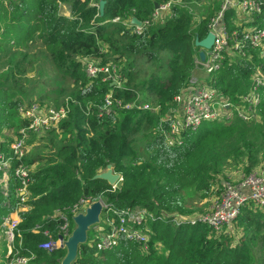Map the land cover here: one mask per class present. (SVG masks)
<instances>
[{
  "label": "trees",
  "instance_id": "1",
  "mask_svg": "<svg viewBox=\"0 0 264 264\" xmlns=\"http://www.w3.org/2000/svg\"><path fill=\"white\" fill-rule=\"evenodd\" d=\"M101 1L106 2L103 16ZM223 2L0 0V59L8 66L0 74L3 152L11 154L14 138L29 125L19 117L24 103L40 101L42 110L68 109L66 118L53 129L41 136L28 135V154L10 170L9 195L0 187L1 234L4 219L19 202L15 169L20 164L30 169L27 210L20 212L18 226L22 237L15 241L19 255L33 257L29 264L62 263L65 249L48 252L40 245L60 237L65 223L60 213L72 218V208L82 199L101 200L119 212L144 209L162 220L150 222L147 250L122 239L115 249L98 251L96 239L92 245L88 242L80 247L75 264H264V211L253 204L245 205L238 220L221 232L202 223L178 226L172 221L186 215V191L214 188L219 198L229 181L230 167L246 176L264 170V88L259 90L257 120L234 116L230 121L205 123L199 130L187 132L181 147H169L165 141L170 122L164 120L198 68L200 49L195 39L207 37ZM260 2L264 13V0ZM199 3L205 6L203 14L192 9ZM156 4H171L157 20ZM62 6L71 17L61 14ZM132 17L143 24L141 30L126 23ZM224 17L230 30L239 31L244 48L225 53L221 68L208 82L236 105L252 88L264 60L244 39L242 28L233 25V21L244 24L236 11L227 9ZM116 18L121 21L113 23ZM38 42L57 75L51 81L54 85L37 96L33 91L24 92L23 76L25 57ZM86 61L98 66L113 64L121 76L120 86L104 81V73L91 78ZM108 94L125 105L149 103L159 110L115 108L101 117ZM109 165L122 178L116 189L106 181L94 180ZM103 216L107 217V211Z\"/></svg>",
  "mask_w": 264,
  "mask_h": 264
},
{
  "label": "built area",
  "instance_id": "2",
  "mask_svg": "<svg viewBox=\"0 0 264 264\" xmlns=\"http://www.w3.org/2000/svg\"><path fill=\"white\" fill-rule=\"evenodd\" d=\"M170 8L171 4L159 6V9L155 12V19H159L163 12H168ZM227 9H234L239 17H243L241 20H244V24L233 22V25L237 28H242L244 39L249 41L253 48L260 51L264 60L263 4L260 0H224L220 13L217 14V18L212 19L209 27L210 32L215 36L214 45L210 50L205 51L206 60L204 62H201L200 59L197 60V69L201 68L205 78H211L212 74L221 68L225 60V53L242 52L244 48V43L238 40L239 31L230 30L225 21L224 13ZM256 19L259 20L255 21ZM120 21L119 18L112 20L113 23H119ZM130 22L131 20L126 23L132 26ZM247 24L252 26L247 27ZM136 28L137 31L141 30L137 26ZM86 65V71L91 78H98L100 73H104L107 75L103 79L104 81L111 82V85L120 86L121 76L113 64L98 66L91 61H86ZM252 82L253 85L248 94L242 97L238 104L234 105L226 100L218 90L212 88L210 83H204L201 81V77L193 76L191 85L176 97V108L164 120L170 122V129L165 133L167 145L169 147L183 146L187 132H195L208 122L230 121L234 119V116H238L245 121L257 120L259 118L257 108L261 104V93H259V90L264 88V64L258 66ZM105 103L106 106L99 113L101 117L114 112L115 108H119V110H131L135 107L138 110L150 109L149 103L125 105L122 101L115 99L112 94L106 96ZM39 105L36 101H32L19 107V114L24 120L29 121V125L21 128L19 136L14 138L10 145V155H6L3 152L5 140L0 133V174L2 175L0 177V187L5 196L9 195L10 181L12 179L10 170L14 162L22 161L28 154V135L32 133L41 136L42 133L57 126L61 120L66 118L68 113V109L65 107H51L42 110ZM154 110L158 111L159 107H155ZM15 177L20 184L17 190L19 202L16 206L17 209L6 217L2 224V234L5 235L8 241L6 264H29L33 257L19 255L15 241L16 238L22 237L18 226L21 223L20 212L27 210L28 185L31 179L30 169L20 164L15 169ZM120 182H122V178L118 183ZM118 183L113 186L114 189H116ZM91 203L86 199L80 200L71 210L72 218L60 213L59 216L65 221L61 227L62 233L60 235L63 240L60 237L56 240L50 238L40 245V249L48 252L65 249L63 245L74 229V227L72 228L71 220L73 221L74 216L84 212ZM103 204L104 211H107V217L104 221V225H107V227L105 228L103 225L97 229V250H113L119 246L122 239L137 243L144 250H147L152 233L150 222H155L157 219L162 220V218H156L147 210L140 208L119 212L104 202ZM247 204H253L256 208L264 211V170L243 176L238 184L227 182L221 196L216 198L212 207L205 213L193 217L178 216L172 221L178 226L202 223L217 232H221L224 227H230L238 220L242 208ZM35 232L39 233L40 230H35ZM44 234L46 236L49 235L47 231Z\"/></svg>",
  "mask_w": 264,
  "mask_h": 264
},
{
  "label": "rangeland",
  "instance_id": "3",
  "mask_svg": "<svg viewBox=\"0 0 264 264\" xmlns=\"http://www.w3.org/2000/svg\"><path fill=\"white\" fill-rule=\"evenodd\" d=\"M207 2H211V0H207ZM204 7L205 6H203V4H200V3L198 5H192V9H195L196 11L200 10L202 14L204 12V9H203ZM190 11L192 12V10ZM61 14L71 17V13H69L64 8V6H62L61 8ZM251 26H252L251 24H247V27H251ZM7 67L8 66L5 63H2L0 59V74L5 73ZM24 68H25L26 74H24L23 76L25 79L23 88H24V92H26L27 94L33 91L35 95L38 96L39 95L38 93L41 92L44 88L54 85L51 81L56 78V75H57L56 68L53 65L51 59L48 58L45 48L42 46L41 42L36 43L35 47L32 48L28 52V55L25 57ZM203 75H204L203 72H201L200 70H197L194 76L201 77V81L204 83H209L208 82L209 78H205ZM36 87H39L38 92H36ZM54 97L55 96H53V99H52L53 101H54ZM36 102L39 103L40 101L39 102L36 101ZM149 106H150V109L155 108V106H152L151 104ZM219 110L220 112H222L221 109ZM19 117L24 121L21 115H19ZM230 169L231 170L229 171V181H225V182L226 183L231 182L233 184H238L240 181L241 175L245 173L234 167H230ZM216 190L217 189L213 188L212 191L211 189L210 190H197V191L188 190L186 191L184 195V198L186 200V210H185L186 215H182V216L193 217V216L201 215L205 213L206 211H208L212 207L214 201L216 200L215 199L217 196V194L215 193ZM101 221H102V224L99 225L100 227L104 225L105 216L101 217ZM104 227L106 228L107 225H104ZM225 228L226 227H224L223 231L226 230ZM88 236L90 238L89 244L92 245L95 242L96 237L98 236L97 230H91ZM7 249H8L7 238L5 237V235L1 233L0 234V256H1V259L3 260L2 261L0 259L1 264H4V258L6 256ZM256 258L257 260L259 259L258 254Z\"/></svg>",
  "mask_w": 264,
  "mask_h": 264
},
{
  "label": "water",
  "instance_id": "4",
  "mask_svg": "<svg viewBox=\"0 0 264 264\" xmlns=\"http://www.w3.org/2000/svg\"><path fill=\"white\" fill-rule=\"evenodd\" d=\"M106 2H100V15H104ZM156 10L159 9V5H155ZM131 25L141 28L143 24L136 18H131ZM215 41V36L210 32L207 37L200 40L198 37L195 39V46L200 49L199 59L201 62L206 60V52L210 50ZM114 85V84H113ZM112 85V86H113ZM121 179V176L114 172L112 165L107 167V170L96 175L94 180L106 181L110 186H115ZM104 212V204L101 200L92 202L84 212L79 213L73 217L74 229L71 236L64 243L63 247L66 250V255L61 264H75L80 247L86 245L89 242V232L97 229V226L101 224V217ZM63 240V237H60Z\"/></svg>",
  "mask_w": 264,
  "mask_h": 264
},
{
  "label": "crops",
  "instance_id": "5",
  "mask_svg": "<svg viewBox=\"0 0 264 264\" xmlns=\"http://www.w3.org/2000/svg\"><path fill=\"white\" fill-rule=\"evenodd\" d=\"M66 10H67V8H65ZM68 11V10H67ZM69 12V11H68ZM70 13V12H69ZM64 16H66V17H70V16H67V15H64ZM198 17H200V16H204V15H197ZM201 18V17H200ZM243 17H240V19H242ZM233 22H237V21H233ZM232 22V23H233ZM197 70H200L201 72H202V70H201V68H199V69H197ZM197 70L195 71V73L197 72ZM195 75V74H194ZM259 171V170H258ZM243 176H246L245 174H242L241 175V178L243 177ZM1 177V176H0ZM241 178H240V181H239V183L241 182ZM7 252H8V249H7V251H6V256H5V258H4V264H6V260H7ZM0 259H1V256H0ZM2 260V259H1ZM3 261V260H2Z\"/></svg>",
  "mask_w": 264,
  "mask_h": 264
}]
</instances>
